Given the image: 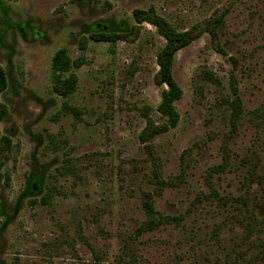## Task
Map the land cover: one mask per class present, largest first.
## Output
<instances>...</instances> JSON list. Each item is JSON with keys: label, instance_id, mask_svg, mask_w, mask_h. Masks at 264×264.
Instances as JSON below:
<instances>
[{"label": "rangeland", "instance_id": "1", "mask_svg": "<svg viewBox=\"0 0 264 264\" xmlns=\"http://www.w3.org/2000/svg\"><path fill=\"white\" fill-rule=\"evenodd\" d=\"M151 7L180 32L225 13V54L208 33L176 54L180 120L147 147L168 123ZM61 49L82 61L67 98ZM0 71V264H264V0H0ZM148 194L169 220L143 231Z\"/></svg>", "mask_w": 264, "mask_h": 264}, {"label": "trees", "instance_id": "2", "mask_svg": "<svg viewBox=\"0 0 264 264\" xmlns=\"http://www.w3.org/2000/svg\"><path fill=\"white\" fill-rule=\"evenodd\" d=\"M225 13L215 15L202 23L196 24L186 31H177L170 22L160 16L156 10L151 7L148 10L138 9L134 12V18L137 23L147 22L157 28L160 35L165 39L163 49L157 55L159 71L155 81L159 86H165L162 92L161 102L158 106V112L168 119L167 124L158 125L152 120H148L146 128L140 135V140L149 147V143L157 136L167 133L176 128L180 115L175 107V103L183 96V90L174 77V61L176 54L182 49L188 47L193 41L198 39L202 33H208L211 37L213 46L218 52L225 54V50L219 41V29L224 22ZM130 34L118 33H98L93 34L91 39L96 42L116 43L120 40H126ZM88 39L83 38L81 48L86 49ZM82 65L81 59L73 61L65 49L59 50L52 62L53 69V89L55 93L64 98L73 94L77 88L78 78L75 73L70 72L72 68H79ZM67 73H70L66 76ZM7 85L6 77L3 71H0V90H5ZM235 107L233 119L239 116L241 103L237 98L232 103ZM6 107L2 106L0 110V119L6 114ZM11 141L4 137L0 141V160L4 152L9 148ZM151 195L146 196L144 202L145 210L148 214L147 221L141 226L140 230H149L163 224L169 220L168 217L157 219L151 202Z\"/></svg>", "mask_w": 264, "mask_h": 264}]
</instances>
